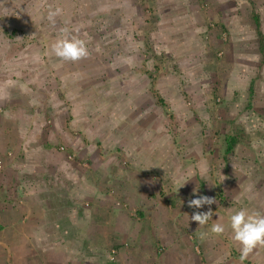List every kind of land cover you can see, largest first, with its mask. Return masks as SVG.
I'll use <instances>...</instances> for the list:
<instances>
[{
	"label": "crops",
	"instance_id": "obj_1",
	"mask_svg": "<svg viewBox=\"0 0 264 264\" xmlns=\"http://www.w3.org/2000/svg\"><path fill=\"white\" fill-rule=\"evenodd\" d=\"M112 1L126 10L127 34L139 36L132 35L133 42L139 39L135 48L124 44L122 51L75 62L56 56V78L63 83L61 98L49 100L56 106L36 108L25 119L15 118V107L6 114L16 131L0 145V264H202L191 232L206 264H264L259 246L240 260L241 245L229 227L233 208L224 212L212 204V219L200 226L191 215L209 206H188L207 195L206 176L218 156L209 152L211 131L183 89H200L213 77L206 23L226 1L157 0L149 26L132 18L138 0ZM229 24L237 41L243 26H232V18ZM143 26L153 50L149 61L175 58L155 83L141 64ZM153 89L169 109L155 104ZM230 137L237 141L227 136L226 153L235 144L227 150ZM53 143L71 145L86 164L68 160ZM214 223L225 225L222 235L210 232Z\"/></svg>",
	"mask_w": 264,
	"mask_h": 264
},
{
	"label": "rangeland",
	"instance_id": "obj_2",
	"mask_svg": "<svg viewBox=\"0 0 264 264\" xmlns=\"http://www.w3.org/2000/svg\"><path fill=\"white\" fill-rule=\"evenodd\" d=\"M197 1L198 4L206 3ZM225 1L216 5V12L208 17L204 35L213 53L215 70L214 73L207 71L213 77H208L201 90L186 88L182 85V78L179 86H184L183 91L189 93L197 118L206 122L211 131L208 150L218 156L217 164L210 166L206 176L209 182L206 194H214L217 205L224 212H230L232 208L235 212L242 206L264 211V0H251L252 5L248 0H238L236 5ZM156 2L138 0L137 8L133 9L137 13H132V18L151 25ZM228 6L232 7V14L227 11ZM56 7L63 11L53 22L48 19V11ZM253 7L260 17L263 53L252 19ZM230 18L235 28L238 29L239 24L243 26L236 33L237 41L228 27ZM126 21V10L120 11L112 0H0V145L5 144L8 132L16 131L15 125L5 118L11 107H15L16 111L12 109L11 112L16 119H25L36 108L46 111L48 104L56 106V102L53 104L54 101L49 100L61 98L63 83L56 78V56L52 52V44L58 38L70 34L85 40L90 55L116 53L124 49V44L135 48L134 44L139 41L133 42L136 39L133 34L139 37L136 32L127 34ZM73 27L76 31L71 30ZM65 29L69 30L68 33H64ZM143 33L145 41L140 47L144 48L141 50L144 62L141 64L155 83L160 70L165 66L167 69V64L175 58L167 64H163L160 57L158 64L149 61L153 58V50L147 46L149 30L145 28ZM231 41L235 43L234 47L230 46ZM94 42H99L100 47ZM160 51L165 53L163 49ZM198 58L197 63L200 62ZM173 66L179 71L178 64ZM152 96L157 106L164 105L169 109L167 100L157 89H153ZM31 107L34 109L27 111ZM200 107L204 111H199ZM168 114L171 116V111L168 110ZM230 135H234L237 141L232 151L226 153V138ZM52 146L68 160L86 164L79 160L71 145L53 143ZM180 148L181 152L187 147ZM122 161L127 164L126 159ZM188 238L193 241L202 264H206L199 239L192 232ZM161 251L159 247L157 252L160 254Z\"/></svg>",
	"mask_w": 264,
	"mask_h": 264
},
{
	"label": "clouds",
	"instance_id": "obj_3",
	"mask_svg": "<svg viewBox=\"0 0 264 264\" xmlns=\"http://www.w3.org/2000/svg\"><path fill=\"white\" fill-rule=\"evenodd\" d=\"M62 11L59 7L55 9L50 8L48 19L54 22V18L60 15ZM63 31L64 33H68L69 30L65 29ZM52 52L62 60L72 62L87 58L90 55L87 42L70 34L62 35L58 38L52 44ZM196 191L197 189L193 190L194 193ZM214 203H216V198L207 195H200L190 199L188 201L190 208L201 209L205 205L209 206L207 211H194L191 215V220L198 222L200 226L208 224L213 216V210L210 206ZM229 227L233 233L232 239L241 245V261L246 260L258 246L264 247V211L242 206L230 215ZM210 232L222 235L225 232V225L214 223L210 227ZM205 235L206 233H201V238Z\"/></svg>",
	"mask_w": 264,
	"mask_h": 264
},
{
	"label": "trees",
	"instance_id": "obj_4",
	"mask_svg": "<svg viewBox=\"0 0 264 264\" xmlns=\"http://www.w3.org/2000/svg\"><path fill=\"white\" fill-rule=\"evenodd\" d=\"M248 1L252 5L251 0H248ZM252 19H253V22L255 25L256 34L258 35V39H259V49H260V52L263 53V34H262V31L260 28V17H259V14L254 10V7L252 9ZM234 143H235V138L230 137L228 140L227 150H230ZM239 256H240V254H239Z\"/></svg>",
	"mask_w": 264,
	"mask_h": 264
},
{
	"label": "built area",
	"instance_id": "obj_5",
	"mask_svg": "<svg viewBox=\"0 0 264 264\" xmlns=\"http://www.w3.org/2000/svg\"><path fill=\"white\" fill-rule=\"evenodd\" d=\"M60 149H63V146H60Z\"/></svg>",
	"mask_w": 264,
	"mask_h": 264
}]
</instances>
